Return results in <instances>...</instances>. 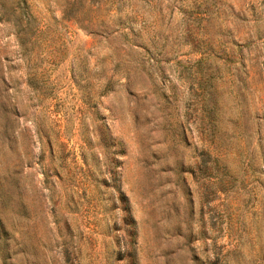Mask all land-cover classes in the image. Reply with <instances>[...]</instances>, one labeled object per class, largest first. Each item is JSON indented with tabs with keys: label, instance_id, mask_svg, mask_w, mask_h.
<instances>
[{
	"label": "rangeland",
	"instance_id": "1",
	"mask_svg": "<svg viewBox=\"0 0 264 264\" xmlns=\"http://www.w3.org/2000/svg\"><path fill=\"white\" fill-rule=\"evenodd\" d=\"M0 264H264V0H0Z\"/></svg>",
	"mask_w": 264,
	"mask_h": 264
}]
</instances>
